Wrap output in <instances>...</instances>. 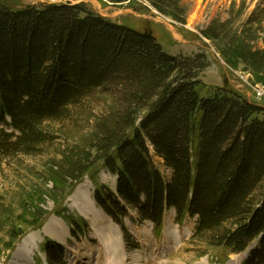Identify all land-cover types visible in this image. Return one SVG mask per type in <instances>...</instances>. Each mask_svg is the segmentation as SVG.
I'll list each match as a JSON object with an SVG mask.
<instances>
[{
	"label": "trees",
	"instance_id": "trees-1",
	"mask_svg": "<svg viewBox=\"0 0 264 264\" xmlns=\"http://www.w3.org/2000/svg\"><path fill=\"white\" fill-rule=\"evenodd\" d=\"M153 5L177 14L176 0ZM203 57L171 56L154 35L84 4L16 10L0 3V124L13 131L1 132L0 161L39 154L57 139L48 124L67 119L70 108L95 91L122 86L124 112L100 127L96 157L68 162L64 172L72 182L62 201L105 169L117 176L116 190L99 186L95 199L117 223L128 209H138L140 219L160 232L165 211L175 208L179 222L187 214L198 217L193 242L239 254L260 239L246 264H264V199L256 201L264 179V120L256 118L262 110L227 89L203 97L196 80L203 68L196 61ZM148 144L173 171L170 181ZM62 212L58 207L51 214ZM46 250L50 260L55 253L62 259L56 242L49 240Z\"/></svg>",
	"mask_w": 264,
	"mask_h": 264
},
{
	"label": "rangeland",
	"instance_id": "rangeland-1",
	"mask_svg": "<svg viewBox=\"0 0 264 264\" xmlns=\"http://www.w3.org/2000/svg\"><path fill=\"white\" fill-rule=\"evenodd\" d=\"M153 1L0 0V3L16 10L49 4H84L89 12L114 23L142 33L150 31L171 56L196 59L204 55L196 61L203 67L196 75V80L202 83L199 90L203 97L218 89L236 91L251 105L261 108L256 118L264 120V0H176V9L172 8L176 16L162 14ZM122 92L124 88L117 85L95 91L71 107L67 119L47 125L57 139L42 152L0 161V264H120L123 258L125 264H244L246 253L229 255L222 248L193 242L196 219L186 217L180 227L175 211L166 214L164 229L179 231L181 235L177 238L170 235L172 239H166L165 232L156 235L154 226L140 219L138 209L123 220L124 225L112 223L108 218L103 226L95 228L73 207V199L78 195L81 204L94 201L99 186L115 191L117 177L105 169L94 179L86 177L62 201L72 182L64 172L71 165L68 162L79 161L89 153L97 156L94 145L100 127L105 120L125 110ZM147 115V110L140 112L137 122L141 123ZM3 128L0 125V133ZM148 148L155 166L170 180L172 171L166 169L151 145ZM193 166L195 173L196 164ZM256 198L258 203L264 199V179ZM58 207L63 208L62 214L52 215ZM47 217L46 223L35 229ZM55 219L62 224L58 230L65 243L44 231ZM110 238L114 240L111 244ZM145 238L150 239L148 244L144 243ZM26 240L30 261L17 257ZM49 240L63 246L62 259L55 253L54 262L50 260L45 249Z\"/></svg>",
	"mask_w": 264,
	"mask_h": 264
},
{
	"label": "bare ground",
	"instance_id": "bare-ground-1",
	"mask_svg": "<svg viewBox=\"0 0 264 264\" xmlns=\"http://www.w3.org/2000/svg\"><path fill=\"white\" fill-rule=\"evenodd\" d=\"M73 202H74L73 207H77L90 220L91 224L95 228L103 226L105 224V221L106 222L108 221L107 216L102 212L101 209L97 208V206L93 200H86L85 204H81L79 196L77 195L76 197H74ZM58 227H62V224L58 219H55L53 224L52 225L49 224L44 229V231L47 234L51 235L52 237H55L59 241L65 243V237H64V235H62V233H60V231L58 230ZM140 233L143 234V232H141V231H140ZM165 235H166V239H168L169 237H170V239H172L171 238L172 236H173V238H174V236L176 238L180 236V234L176 230L172 231L171 229H168L167 231H165ZM170 235H172V236H170ZM149 240H150L149 238H145L144 243L148 244ZM113 242H114V240L112 238L108 239L109 244H111ZM28 243H29V240H26L24 245L19 248V251L17 253V257L23 256V257H25V259L27 261H30L29 256H28L29 251H27ZM124 260L125 259L123 258V261L120 264H125ZM26 264H29V262ZM109 264H112V263H109Z\"/></svg>",
	"mask_w": 264,
	"mask_h": 264
},
{
	"label": "water",
	"instance_id": "water-1",
	"mask_svg": "<svg viewBox=\"0 0 264 264\" xmlns=\"http://www.w3.org/2000/svg\"><path fill=\"white\" fill-rule=\"evenodd\" d=\"M144 34H146L148 36H152V33L150 31H146Z\"/></svg>",
	"mask_w": 264,
	"mask_h": 264
}]
</instances>
